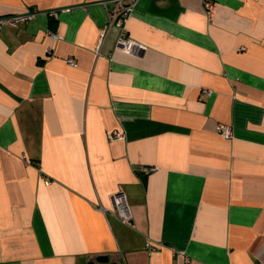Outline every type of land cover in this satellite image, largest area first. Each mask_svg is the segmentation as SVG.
I'll return each mask as SVG.
<instances>
[{
  "label": "crops",
  "instance_id": "1",
  "mask_svg": "<svg viewBox=\"0 0 264 264\" xmlns=\"http://www.w3.org/2000/svg\"><path fill=\"white\" fill-rule=\"evenodd\" d=\"M106 1L0 0V264H264V0Z\"/></svg>",
  "mask_w": 264,
  "mask_h": 264
},
{
  "label": "built area",
  "instance_id": "2",
  "mask_svg": "<svg viewBox=\"0 0 264 264\" xmlns=\"http://www.w3.org/2000/svg\"><path fill=\"white\" fill-rule=\"evenodd\" d=\"M134 4L135 2H132L130 4H124L122 0H111L103 2L104 7L109 11V21L106 26H104L100 30L99 45L102 42L107 31L112 26H117L122 30L116 42L118 47L122 48L127 52L133 53L143 49V46L141 44L137 43L136 41L132 40L131 38L125 35L124 24L126 22L127 17L131 14ZM203 5L206 17L208 19H211L214 11L213 4L209 0H204ZM33 15V13H27L21 16L0 17V25L7 24L16 27L20 23L31 19ZM68 61L73 64L71 59H68ZM216 131L225 139H230L232 137V127L230 125L218 124L216 126ZM108 137L111 141L120 140L122 138V134L113 131L109 133ZM112 201L114 207L117 210L120 221L124 224L127 223L130 220L131 216L124 194H122L121 192H117L112 196ZM146 244L151 250L155 248L149 239L146 240Z\"/></svg>",
  "mask_w": 264,
  "mask_h": 264
},
{
  "label": "water",
  "instance_id": "3",
  "mask_svg": "<svg viewBox=\"0 0 264 264\" xmlns=\"http://www.w3.org/2000/svg\"><path fill=\"white\" fill-rule=\"evenodd\" d=\"M95 261L101 264H117L116 262H110L108 256L99 255L95 258ZM87 264H94L93 261H89Z\"/></svg>",
  "mask_w": 264,
  "mask_h": 264
}]
</instances>
